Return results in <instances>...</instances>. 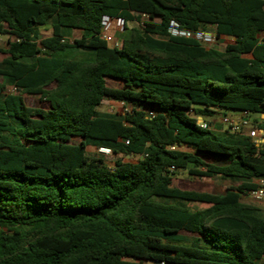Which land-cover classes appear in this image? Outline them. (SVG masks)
I'll return each instance as SVG.
<instances>
[{
  "label": "trees",
  "instance_id": "obj_1",
  "mask_svg": "<svg viewBox=\"0 0 264 264\" xmlns=\"http://www.w3.org/2000/svg\"><path fill=\"white\" fill-rule=\"evenodd\" d=\"M105 16L124 21L121 48L101 39ZM172 22L231 42L205 49ZM0 34V264H264V215L241 199L264 146L196 118L239 111L264 131V0H0ZM179 171L234 184L183 189Z\"/></svg>",
  "mask_w": 264,
  "mask_h": 264
},
{
  "label": "built area",
  "instance_id": "obj_2",
  "mask_svg": "<svg viewBox=\"0 0 264 264\" xmlns=\"http://www.w3.org/2000/svg\"><path fill=\"white\" fill-rule=\"evenodd\" d=\"M148 20V16L143 14L141 15L140 20H136L138 26H142L144 21ZM124 21L121 19L105 16L102 21V29L100 37L112 48H121L123 42L115 36V31L118 27H124ZM169 32L174 37L182 38H191L197 40L202 47L205 49H217V44L222 38L217 37L216 26H209L207 28H200L195 32L188 30H183L179 27L176 22H172L169 27ZM77 39L74 35L62 39L63 43H72ZM230 39V38H228ZM15 87H11L10 93H17ZM123 104V103H122ZM124 112L130 111L131 107L124 105ZM156 113L154 111H149L148 116L155 117ZM249 115L243 113L240 120H233L226 116L220 119V125L226 126V128L218 127L216 120L206 121L203 117L198 116V125L200 128L205 130H219L222 132H229L231 134H243L251 137L259 146H264V131H259L258 129H251V122L248 119ZM214 118V117H213ZM216 118V116H215ZM128 143V142H127ZM96 152L101 156L105 161L107 159L114 157V153L109 148H96ZM171 171H175L176 168L173 166L170 168ZM257 186L247 192V195L250 196L254 201L260 202L264 206V179H255ZM261 261L264 263V253L262 255Z\"/></svg>",
  "mask_w": 264,
  "mask_h": 264
},
{
  "label": "rangeland",
  "instance_id": "obj_3",
  "mask_svg": "<svg viewBox=\"0 0 264 264\" xmlns=\"http://www.w3.org/2000/svg\"><path fill=\"white\" fill-rule=\"evenodd\" d=\"M131 26H138L137 22L135 21L133 24L129 25ZM115 31V36L117 38L122 39L124 37V27H118ZM43 36H47L50 34L47 30H43L42 32ZM74 36L76 38L80 37L79 32H75ZM8 39L9 35L8 34H0V60L4 59L7 57V54L5 53L7 48H8ZM231 42L230 39L228 38H222L221 41L218 42L217 44V49L218 50H224L227 44ZM1 81V79H0ZM108 84L112 87H124L122 83L114 81V80H107ZM11 87H9L6 92L10 93ZM25 101L28 106L33 107V108H47L48 105L47 103L43 102L38 96H33V95H26L25 96ZM100 111L102 112H108V113H115V112H124V105L122 103L116 102L114 100L106 99L103 101V104L100 106ZM224 116L233 119V120H240L242 117V112L239 111H231V110H224L222 113L216 116V118H211V117H206V121H214L216 120L218 125H220V119L223 118ZM257 116H250L248 119L251 122V129H257V127L254 124V120L257 119ZM226 128V126L220 125V128ZM259 130V129H258ZM262 131V130H259ZM75 144V143H72ZM87 154L89 156H97L96 148L94 147H89L87 148ZM122 159L123 161H132L135 162L137 158L133 156H125L121 157L119 155H114V157L107 159V164L109 166H114V163L116 160ZM210 160V159H207ZM176 183L183 189H188V190H195V191H202V190H209L213 193L216 194H222L225 193L227 188L234 184L233 181H226L225 179H222L220 177L216 178H198V177H192L188 174L187 171H179L175 177ZM193 209H200L203 208L204 205L200 203H191L189 205ZM185 235L191 236L192 234L183 232Z\"/></svg>",
  "mask_w": 264,
  "mask_h": 264
},
{
  "label": "crops",
  "instance_id": "obj_4",
  "mask_svg": "<svg viewBox=\"0 0 264 264\" xmlns=\"http://www.w3.org/2000/svg\"><path fill=\"white\" fill-rule=\"evenodd\" d=\"M45 30H47L48 32H51L50 28H46ZM262 118H264V115H262ZM260 132H261V131H260ZM90 147H92V146H90ZM88 148H89V147H88ZM94 148H95V147H94ZM207 161H208V162H212V160H207ZM226 181H231V180L226 179ZM255 181H256V180L253 179V180L247 181L246 183L253 184V185L256 187L257 184H256ZM241 199H242V202L257 207V208L261 211V213L264 215V206H263L260 202H256V201H254V200H253L252 198H250V196H248L247 194L242 195Z\"/></svg>",
  "mask_w": 264,
  "mask_h": 264
},
{
  "label": "water",
  "instance_id": "obj_5",
  "mask_svg": "<svg viewBox=\"0 0 264 264\" xmlns=\"http://www.w3.org/2000/svg\"><path fill=\"white\" fill-rule=\"evenodd\" d=\"M150 263H153L152 261H150ZM157 264H161L160 262H158Z\"/></svg>",
  "mask_w": 264,
  "mask_h": 264
}]
</instances>
